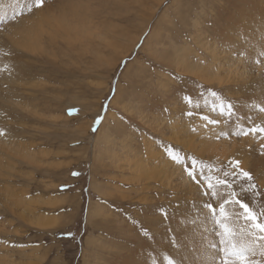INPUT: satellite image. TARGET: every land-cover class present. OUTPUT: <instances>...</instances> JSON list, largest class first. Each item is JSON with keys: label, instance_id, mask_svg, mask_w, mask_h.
<instances>
[{"label": "rangeland", "instance_id": "obj_1", "mask_svg": "<svg viewBox=\"0 0 264 264\" xmlns=\"http://www.w3.org/2000/svg\"><path fill=\"white\" fill-rule=\"evenodd\" d=\"M6 1L1 0L2 5L10 3L11 7L13 4L17 8L11 11L12 18L26 15L37 18L38 10L45 13L51 9L56 15L62 11V17L66 15L70 26H78L82 21H87L90 26L75 31L76 38L68 49H63L62 54L53 52V58L48 57L50 61L40 74V89L36 88L40 91L36 94L40 110L37 127L21 119L11 121L18 130L24 129L26 138L22 143L27 145L29 154L35 155L30 158L34 163L27 162L28 157L24 158L27 164L14 162L7 185H0V229H3L0 230V264H93L90 260L91 242L103 241L98 239L100 232L105 240H111L112 236L111 231L107 232L110 229L94 231L91 223L102 217L108 220L111 216L112 222H121L127 235L139 234L150 238L149 231L154 230L155 236L163 235L162 240L173 250L175 240L171 225L182 221L194 223L203 215L199 212L201 210L214 224L211 226L214 233L217 231L216 240H221L216 243L218 251L236 248L231 252H240L234 237L238 236L237 226L242 227L243 222L248 224L243 223L242 234L246 231L249 235L245 233V236L250 237L252 244L260 243L264 248V240L260 239L262 233L255 231L251 221H243V210L233 203L236 199L247 203L258 221L264 223V189L258 182V174L257 178L241 164L239 168L235 167L231 157L203 155L176 143L173 136L176 133L171 130L180 119V125L176 127L184 131L182 137H192L197 144L202 141L229 145L231 140L248 139L251 143H258L256 146L260 145L255 148V155L264 158V132L249 131L264 128L256 118L259 115L252 117L254 107L245 106L246 111L249 110L246 114H250L252 119L245 121L243 117L246 115L238 116L237 107L231 101L233 94L225 93L220 87L218 89L213 81L195 72L202 65L208 70L211 67H206L209 63L205 49L215 42L220 47L219 36L228 25L223 20L229 16L228 12L236 15L239 10L248 8V12H252L257 7L253 0H135L137 3L133 0H44L43 6L33 7L31 11L27 8L28 0ZM56 15L53 20L52 16L47 17L51 25L57 20ZM146 25L147 31L132 51V41ZM55 31L59 32L58 29ZM106 43H111V46L104 48ZM174 53L180 57L169 66L168 59L162 54L168 58ZM102 54L110 64L96 66L97 57ZM178 62L188 66H178ZM83 66L85 68L80 71ZM262 66L256 73H264ZM118 91L120 97L114 102ZM228 105H231V115L226 111ZM70 108L77 109V113L70 116ZM255 110L258 112V107ZM15 112L18 115L23 113L18 109ZM259 112L263 114V111ZM107 114L111 116L110 122L105 117ZM156 116L163 121L157 122ZM97 117H103L102 123L96 122ZM212 120L221 122L213 124ZM5 122L0 123L2 129ZM200 128L201 133L198 131ZM0 132L5 134L4 129ZM247 132L248 136L244 134ZM149 152L159 155L151 157ZM176 155L183 159V163L174 162L172 157ZM162 161L181 173L180 180L192 188L189 202L185 201L189 193L167 186L161 173L151 176L160 168ZM240 169L249 172L252 180L242 178ZM74 172L80 175L74 176ZM189 172L193 175L190 176ZM225 172L229 175L225 176ZM221 180L229 181L231 187L220 184ZM209 183L213 188L208 187ZM252 184L255 188L250 187ZM4 187L7 190H3ZM20 196H23V201ZM194 197L197 202L193 201ZM229 206L233 207L231 216L236 217V222L230 218L221 220L224 217L228 219ZM88 215H92L89 221ZM191 217L195 219L187 220ZM42 219L46 226L41 229V221L39 225L37 223ZM180 228L176 232H181ZM114 242L116 246H124L123 242ZM132 247L130 250L134 249ZM224 262L218 260L216 264Z\"/></svg>", "mask_w": 264, "mask_h": 264}, {"label": "bare ground", "instance_id": "obj_2", "mask_svg": "<svg viewBox=\"0 0 264 264\" xmlns=\"http://www.w3.org/2000/svg\"><path fill=\"white\" fill-rule=\"evenodd\" d=\"M157 1H159V0H157ZM133 2L137 3V1H135V0H133ZM253 4H256L257 7H255V9L252 8L253 9L252 12H248V10L250 11V8H248L247 10H243V11L239 10V13H237L236 15L232 14L233 12H228L229 14H227V15H229V16H227L225 19H223L227 22L228 25L225 28L223 27L225 29V31L220 32V36H219L221 38L220 47L216 46L215 45L216 42L214 43V41H213L214 44H212L209 48L205 49L208 53V55H206V57H208L207 63H209L208 65H206V67L209 65L211 67L208 70L207 68H203V65H202V67L199 65L201 68L199 67L200 69L195 70V72H197V74L200 77H207V79H209V81H213L214 84H216L218 86L217 87L218 89L222 88L221 90L226 91L225 93L229 92L231 95L233 94V96H230L231 101L237 107L236 112H237V114H239L238 116H240V115L245 116L246 115V117H243L245 119V121H246V119L250 118V116H251L250 114L249 115L246 114L249 110L246 111L245 106L248 107V105H251V107H254L253 108L254 110H255V107H258V110H257L258 112L261 111L262 109H264V73H256V70H258L257 68H259V66L263 67L262 65H264V0H253ZM16 6H17V4H16ZM16 9H15V6H13V4L11 7L10 3L2 5V2L0 0V21H2V22H0V123L6 121L3 125V129H4V132L6 135L3 133L2 136H0V185H2V186L7 185L8 180H9L8 179L9 173H11V170L14 167V162L15 163L24 162L26 164H27V162H30V163L33 162L34 163L33 159L31 160L30 158H33L34 157L33 155H35V153L29 154L30 150L28 151V148L25 147L27 145H24L22 143V140L24 138H26V136L24 134V129L18 130L16 128V126L14 125V123L11 121H18L21 119V120H24V121L31 123L33 125V127H37L36 124L38 122V117H40V110L38 109V105H39L38 100L39 99H38V96L36 94L40 92V91H37V89L38 90L40 89V86H39L40 74H41V71H42L43 67L45 66V64L49 63V61H50V59L48 57L51 56V58H53V56H54L53 52H57V54L58 53L62 54L63 49L64 48L68 49L67 47L69 46V44H72L74 41L73 38H76V35L73 33H75V31L77 32V30L79 28H82L83 30H85V29H88L90 26V24L87 21H82V23L79 24L78 26H75V25L70 26L71 22H69V20L67 19L66 15L64 13L63 14L65 17H62L63 16L61 14L62 11L60 12V14L59 13L57 14L58 15L57 20H55L53 22V25H51L50 21L53 20L55 18V15H56V13L51 9L45 13L41 10H38L37 12H39V13L37 14V16H38L37 18L36 17H29L27 15L21 16V17L16 16V18L15 17L12 18L11 17V11L12 10L16 11ZM58 10H60V9H58ZM62 10H64V9L62 8ZM13 14H14V12H13ZM49 16H52L53 18L51 20H48L47 17H49ZM60 17H62V18H60ZM180 17L182 18V16H180ZM167 18H169V17H167ZM218 19H219V17H218ZM12 20H14V21H12ZM220 20H222V19H220ZM47 25H49V27L51 26L50 27V28H52L51 31H49L50 28H47ZM57 29L59 30L58 33H56V31H55ZM147 29H148V26L146 25L145 27H143V29L140 31V33L137 34L136 39H134L132 41L131 48L135 47V45L139 42L141 36L147 31ZM217 29H219V28H217ZM218 34H219V32H218ZM147 36H146V38H147ZM59 38H61V40H59ZM146 38H145V40H146ZM143 44L145 45L147 43H143ZM171 44H173V43H171ZM110 46H111V43L104 44V48H109ZM141 47H145V46H141ZM131 48L129 49V51L131 50ZM133 48H132V51H133ZM168 48H169V46H168ZM175 50H176V48H175ZM185 52L187 53L186 50H185ZM161 53H163V52H161ZM163 54H162V56H165L166 57L165 59H168V60H166V62L169 66H172V63L174 62V60L180 57V55H179V57H178V55H176L177 52H176V54L174 53L171 57L168 56V58L166 55H163ZM103 55L104 54L97 57V65L96 66L104 67V66H107L110 64L107 61L106 56H103ZM183 58H184V56H183ZM43 59L45 61H43ZM165 59L162 61H165ZM177 60H176V62H177ZM117 61H119V60H117ZM115 64H116V62H115ZM211 64H213V65H211ZM179 65L180 66L182 65L183 67L185 66V64H183L181 62H180V64L178 62V66ZM178 66H177V68H178ZM186 66H188V65H186ZM191 66L193 67V65H191ZM183 67H181V68H183ZM84 68H85V66L80 67L79 69L81 71ZM183 69H184V71L186 70L185 68H183ZM262 69H264V68H262ZM55 73H57V72H54V74ZM183 74H184V72H183ZM193 74H195V73H193ZM97 82H98V80H97ZM94 83H96V82H94ZM93 86H95V85L93 84ZM101 86H103V85H101ZM161 87H162V85H161ZM164 89H166V87ZM99 90H101V89H99ZM119 97H120V93L118 91V93L116 94V97L114 99V102H117V99H119ZM230 97H229V100H230ZM112 104L115 106V103L112 102ZM78 107L82 108L81 106H78ZM176 108L177 107H175V109ZM15 109H18L23 113L21 115H18L15 112ZM125 109H126V107H125ZM254 110H253L252 117L259 115L256 118L264 126V111L262 112L263 114H261V112L258 113V112H255L256 110L255 111ZM98 111L99 110H96L97 113H98ZM175 116H177V115H175ZM105 117L107 120H109V118L111 116L109 114H107ZM156 118L158 119L157 122L163 121V118H160L157 116H156ZM254 119H255V117H254ZM32 120H34V122ZM179 120L180 119H178V122L180 123ZM255 121H256V119H255ZM109 122H110V120H109ZM167 122H169V121H167ZM178 122H176L175 127H172L173 129L171 128L172 132L176 133V135H173V136H175L176 143H178L180 145L188 146L187 148L190 147V149L192 148L195 152L201 153L203 155L206 153H210L212 155L216 154L217 156H220L221 158H224V159H228L229 157H231L232 160H234V161L238 160L240 162L242 168L251 171L252 173L255 174L256 177H257L256 174H258V177H259V178L257 177L258 182H259L260 186L264 189V158L258 157V155H255V151H254L255 148L260 146V145L256 146V144H258V143H255V142L251 143V140L249 141L248 139H235L233 141L231 140L230 141L231 143L229 142V145L215 144V143H204L202 141H199L201 144L198 143L199 144L198 145L197 143L194 142L195 139H193L192 137H189V138L187 137V139L182 137L184 131L180 130V128L177 129L176 126L178 125ZM249 122L251 123L250 120H249ZM249 122L247 124H249ZM17 123L21 124L20 122H17ZM170 123H171V121H170ZM173 123H175V122H173ZM166 125H168V124L166 123ZM170 127H171V125H170ZM242 127L244 128V126H242ZM247 127H245V128H247ZM3 129L0 126V130L2 131ZM79 129L82 130L83 128H79ZM28 130L31 131L30 128ZM99 131H101V129ZM198 131H199V133H201V131H202L201 128ZM185 135H186V133H185ZM173 136L171 135V138ZM255 136L259 137V135H255ZM234 137H236V136H234ZM232 138H233V136H232ZM254 138H256V137H254ZM15 139L18 140L19 142H16ZM169 139H170V137H169ZM170 141H172V139H170ZM208 142H210V141H208ZM222 142H223V139H222ZM263 143H264V141H263ZM149 146H150V144H149ZM196 147H199V148H196ZM262 147L264 148V146H262ZM149 148H152V147L150 146ZM150 150L151 149H149V151ZM257 153L260 156V153L259 152H257ZM38 154L40 155V153H38ZM150 155H151V157L156 158L157 155H159V153L154 154L153 152H151ZM25 157H28L26 160L27 162L24 159ZM101 158H102V156H101ZM103 161H105V160L103 159ZM105 164H107V162ZM158 164H159V162H158ZM158 164H157V166H158ZM161 164H160V168H157L158 170L155 168L156 171L155 170H154L155 172L152 171L153 174L151 176H156V175L159 176V174L161 173L162 176L164 177V181L166 182L165 184L167 186H171L172 188H175L177 191H180L181 193H186V192L189 193L187 195L188 198L185 197L186 198L185 201L189 202L192 199L191 198L192 197L191 196V189L192 188H190V186H188V185L186 186L185 184H187V183H184L183 181L180 180L179 174H181V173L178 174L177 170L172 168L168 163H164L162 161ZM34 165H36V164H34ZM101 168H103V167H101ZM148 170H149V168H148ZM98 186H100V185H98ZM2 189L7 190L5 187ZM134 193H136V192H134ZM0 195H1V192H0ZM22 197L23 196H20L21 201L24 200ZM196 199L194 197L193 201L195 200L197 202L198 200H196ZM2 201L3 202H1V205L4 204V199H2ZM15 201L19 205L20 202L18 201V199H16ZM65 201H67V199ZM195 206H197V205H195ZM232 206H234V205H232ZM232 206H229L230 215L228 216V219L224 217L221 220L225 219L224 221H228L230 218L231 221L236 222V217L231 216L232 215V209H233ZM196 208H198V207H196ZM97 209H99V208H97ZM189 210H190V208H189ZM191 210H193V209L191 208ZM199 212H201L203 215L201 214L202 216H199L197 218L198 222L196 221L194 223H190V222L185 223V221H182V223L175 222L171 225L172 226L171 230H172V233L174 235L173 241L175 240V242H174L175 249H173V250L170 247H168L169 245L166 246V243L164 242L165 240L164 241L162 240L163 235L159 236L157 234V236H155L156 232H154V230L149 231L150 233L148 232L150 238H143V236H141L139 234H138L139 237H138V235L136 236L134 234L133 235H127L124 232L125 229L123 228V226L121 225V222H119V220H117V223H115L114 221L112 222L110 220L112 216L109 217L110 219H108V220H105V218L102 217V219L99 220L98 222L94 221L95 223H91L92 229L94 231L95 230L100 231L101 229L103 230V228L110 229L107 232L111 231L110 233H111L112 239L111 240L103 239L102 233L100 232L98 239L103 240V241L100 243L98 242L97 243L98 245L96 244V242H91V246L93 249L91 251L92 254H91L90 260L92 261L93 264H164V262H166V263L172 262L173 264L174 263L175 264H216V261H218V260L222 261V262L226 260L227 264H240L239 258L236 255L232 254L233 251L231 252V250L236 249V248H233L230 251L226 249L227 251L224 250L222 252L217 250L216 243L218 240H216V238H215V235H216L215 233L217 231L214 233L213 228L211 226L214 224H212V221H210V219L208 220L207 217L204 216L205 213H203L204 212L203 210H201ZM233 212L235 213L236 211L233 210ZM108 213H109V211H108ZM191 213L193 214V212H191ZM194 214H195V212H194ZM242 214H244V213H242ZM235 215H237V214H235ZM238 215H240L239 212H238ZM90 217H92V215H88V221H89ZM232 217H233V219H232ZM192 218H194V217H191L187 220L190 221ZM116 219H118V218H116ZM239 219L241 220V217ZM65 220L68 221L67 219H65ZM40 221H41V224H40ZM208 221H210V222H208ZM243 221H246V220L244 219ZM62 222H64V221H62ZM248 222H250V221H248ZM243 223L241 224L242 227H240V228H238V226L236 225V224L239 225V223L235 224L237 226L236 232L238 233V236L234 237L236 239V241L234 240V242L238 246V247L237 246L236 247L239 249V251H243L245 249L248 250V253H247V259L248 260L256 261L257 264H264V255H262V253H264V248L262 247L263 245L261 244L262 245L261 246L259 242H258L259 244H256V245L252 244L250 237L245 236V233H247L246 231L244 232V235L242 234V230H244L242 228H245L244 224H246V223H244V224ZM37 225L41 226V229L46 226V224L43 223V219L39 220ZM2 226L5 228L4 223ZM220 226L221 225H219V227ZM36 227L38 228V226H36ZM178 227H181L180 228L181 232H176ZM228 227H231V226H228ZM0 228H2V227H0ZM247 228L250 229L249 227H247ZM0 230H3V229H0ZM167 230H168V228H167ZM255 231H256V229H255ZM258 234H261V233H258ZM169 235H170V233H169ZM228 235H229V233H228ZM252 235H253V233H252ZM113 240L118 241V242H123L124 246H116L115 242ZM223 240L228 242L227 239L225 240L223 238ZM231 240H232V238H231ZM220 241H218V243ZM257 241H253V242H257ZM130 246H133L132 248H134V249L130 250L131 249ZM224 246H225V244H224ZM226 246H227V244H226ZM234 247H235V244H234ZM219 249H220V247H219ZM221 250H222V248H221ZM236 251L238 252V250H236ZM253 251L255 252V255L252 254ZM41 258H43V257H41Z\"/></svg>", "mask_w": 264, "mask_h": 264}, {"label": "snow or ice", "instance_id": "obj_3", "mask_svg": "<svg viewBox=\"0 0 264 264\" xmlns=\"http://www.w3.org/2000/svg\"><path fill=\"white\" fill-rule=\"evenodd\" d=\"M43 4H44V0H28L27 8H28L29 11H31L33 7H41V6H43ZM0 22H2V21H0ZM213 95H215V93H213ZM77 111L78 110L75 109V108H70V109H68V114L70 116L71 115H75L77 113ZM227 111H228L229 115L232 114L231 113V105L227 106ZM261 111H264V109H262ZM102 121H103V117H97L96 122L98 124L102 123ZM218 122L219 121H216V120H212L211 121V123H213V124H216ZM93 130L95 131L96 129L94 128ZM249 131H262V132H264V128H261V129H250ZM0 134H3V133L0 132ZM244 134L247 135L248 133H244ZM172 159L177 164L183 163V159L179 155L173 156ZM194 163H195V161H193V164ZM239 164H240V162L238 160L234 162V165L237 168H239ZM239 171H240V176L242 178H245L248 181L252 180V176H251V174L249 172L244 171L243 169H240ZM73 175L74 176H78V175H80V173L74 172ZM189 175L192 176L193 173L189 172ZM228 175H229V173L225 172V176H228ZM233 175H235V173H233ZM219 183L220 184H228V186L231 187V184L227 180H221V181H219ZM208 187L211 189V188H213V185L211 183H209ZM250 187L251 188H255V185L252 184V185H250ZM243 190L244 189H242V191ZM213 195H215L214 192H213ZM233 195H235V193H233ZM234 203L239 205V208L243 210L244 219L246 221H251L252 227L254 229L258 230L260 233L264 234V223H261V222L258 221L257 215L255 213H253V211L250 209L249 205L247 203H244L242 200H239V199H236L234 201ZM208 207L211 208V205H208ZM260 239L264 240V235H262L260 237ZM222 243H223V241H222ZM247 253H248V250L245 249L243 251L235 252V253H232V254L236 255L239 258L240 264H257L256 261H250V260L247 259ZM252 254L255 255V252L253 251ZM262 255H264V253H262ZM224 264H227L226 260H225Z\"/></svg>", "mask_w": 264, "mask_h": 264}]
</instances>
